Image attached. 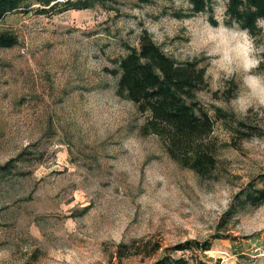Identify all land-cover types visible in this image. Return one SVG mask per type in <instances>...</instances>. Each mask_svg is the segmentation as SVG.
I'll list each match as a JSON object with an SVG mask.
<instances>
[{
  "label": "rangeland",
  "instance_id": "374dc122",
  "mask_svg": "<svg viewBox=\"0 0 264 264\" xmlns=\"http://www.w3.org/2000/svg\"><path fill=\"white\" fill-rule=\"evenodd\" d=\"M209 4L215 25L187 0L31 1L0 21L16 40L0 48V264H222L264 246V200H246L264 188V107L234 110L248 74L224 80L206 54L225 0ZM143 31L205 70L194 102L212 120L208 176L173 161L117 92L118 62ZM186 241L209 248L170 250Z\"/></svg>",
  "mask_w": 264,
  "mask_h": 264
},
{
  "label": "trees",
  "instance_id": "16d2710c",
  "mask_svg": "<svg viewBox=\"0 0 264 264\" xmlns=\"http://www.w3.org/2000/svg\"><path fill=\"white\" fill-rule=\"evenodd\" d=\"M31 1L45 5L53 0H0V21L6 14L24 11ZM187 1L192 13L208 11L209 21L216 24L209 0ZM85 5L81 4L82 7ZM225 7L224 25H237L240 29H247L251 36L258 33L256 21L257 18H264V0H225ZM15 41L12 34L0 32V48L11 47ZM116 74L117 92L132 101L140 112L148 114L142 127L143 133L155 135L167 155L180 166L199 176H208L215 167L212 153L214 142L210 136L212 120L194 102L196 91L205 83L204 68L193 61H175L143 31L139 37L138 49L130 50L119 60ZM246 200L255 204L262 202L264 188L253 189L246 195ZM208 248L206 243L186 241L170 250L205 251ZM156 250L154 247L153 252ZM150 264H219V261L212 263L193 255L187 259L162 254Z\"/></svg>",
  "mask_w": 264,
  "mask_h": 264
},
{
  "label": "clouds",
  "instance_id": "9594fccd",
  "mask_svg": "<svg viewBox=\"0 0 264 264\" xmlns=\"http://www.w3.org/2000/svg\"><path fill=\"white\" fill-rule=\"evenodd\" d=\"M256 26L264 29V18H257ZM208 44L206 54L224 80L231 79L238 70L248 74L243 81L247 93L235 98L234 110L244 115L251 108L264 107V78L254 74L264 63V47L257 48L249 30L228 27L218 21Z\"/></svg>",
  "mask_w": 264,
  "mask_h": 264
},
{
  "label": "crops",
  "instance_id": "0c3cea01",
  "mask_svg": "<svg viewBox=\"0 0 264 264\" xmlns=\"http://www.w3.org/2000/svg\"><path fill=\"white\" fill-rule=\"evenodd\" d=\"M252 252H241V254H231L229 259L222 264H264V246L251 250ZM244 255V256H242Z\"/></svg>",
  "mask_w": 264,
  "mask_h": 264
}]
</instances>
